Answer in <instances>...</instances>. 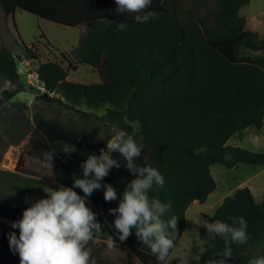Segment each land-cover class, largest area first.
<instances>
[{
	"label": "trees",
	"instance_id": "16d2710c",
	"mask_svg": "<svg viewBox=\"0 0 264 264\" xmlns=\"http://www.w3.org/2000/svg\"><path fill=\"white\" fill-rule=\"evenodd\" d=\"M216 1L219 8L214 14V25L207 27L191 16L180 15L176 0H152L148 11L156 12L157 17L146 23H136L131 14L116 12L115 0H0L3 15L10 16L13 25L14 12L21 9L82 29L72 52L59 53L66 66L61 60L39 61L34 42L29 46L21 43L23 55L0 45V74L8 83L0 90V103L18 91L33 89L20 83L17 68L18 62L27 58L38 62L36 74L43 87L38 98L81 114H86L82 106H104L100 121L116 125L128 135L134 133L136 124L141 136L138 144L143 145L136 162L156 167L165 179L163 188L154 186L150 196L171 205L165 219H178L174 247L182 234L184 211L189 203L194 199L204 202L216 186L211 164L227 168L238 163L264 166V150L228 143L233 135L249 127L259 129L264 123V55L247 54H264V35L259 43L255 42L239 14L250 0ZM122 21L128 26L118 31L117 24ZM41 37L49 48L51 42L44 33ZM79 64L95 68L99 81L69 80L68 70ZM100 131L96 125L80 132L56 119L35 115L21 152L31 166L21 168L19 158L16 167L71 187L74 178H82L81 165L87 157L99 155L107 148L108 135L96 140ZM63 143L75 145L77 151L62 152ZM201 147L206 151L194 155V150ZM45 152L56 153L52 169L47 167ZM226 154L231 158L226 159ZM111 155L121 166L112 168L102 183L113 185L118 198L105 201L102 188L86 200L102 214L116 235V245L109 249L104 241L99 246L90 242L92 256L97 264H157L150 249L137 239L135 230L122 242L111 226L115 214L109 209L118 206L127 182L134 178L124 166V158L115 152ZM74 190L84 195L81 189ZM24 209L0 203V216L19 220ZM239 216L246 219L251 239L244 245H231L233 258H229V264H248L253 257L264 256V192L256 202L249 187L235 189L214 209L211 220L231 223L229 217ZM10 233L0 230V264H20L19 254L9 247ZM222 249L219 237L214 241L209 238L199 264H209L213 251Z\"/></svg>",
	"mask_w": 264,
	"mask_h": 264
},
{
	"label": "clouds",
	"instance_id": "9594fccd",
	"mask_svg": "<svg viewBox=\"0 0 264 264\" xmlns=\"http://www.w3.org/2000/svg\"><path fill=\"white\" fill-rule=\"evenodd\" d=\"M151 3L152 0H115V11L131 14L136 23H146L157 17L156 12L148 11ZM127 26L122 21L117 24V30L123 31ZM142 148L143 145L131 135L117 131L107 141V151L101 150L99 155L90 154L82 163V178H74L71 187L60 185L56 189H44L46 196L36 199L24 209L21 219L11 222L12 228L19 229V235L15 232L9 234V247L19 254L20 264H97L89 243L100 245L103 225L97 220V214L86 205V198L102 188L105 201L118 198L113 185L102 183L112 168L121 166V162L111 155L114 152L124 158V166L134 178L127 182L122 198L119 196L118 206L109 209V213L115 214L111 226L122 242L135 230L137 239L150 249L157 264H167L169 251L178 236V219L175 216L165 219L171 205L150 196L154 186L163 188L165 179L156 167L141 166L136 162ZM61 151L70 154L77 148L63 143ZM205 151L204 147L195 149L194 155ZM55 154H43L47 167L51 169ZM225 158L231 157L226 154ZM75 188L81 189L84 195H79ZM228 219L231 223L216 220L203 224L211 240L219 237L223 241L222 251H213L214 258L209 264H229V258H233L231 245H244L251 239L243 216ZM104 243L109 249L116 245L111 235ZM180 264H189L188 258H182ZM248 264H264V256L253 257Z\"/></svg>",
	"mask_w": 264,
	"mask_h": 264
},
{
	"label": "rangeland",
	"instance_id": "374dc122",
	"mask_svg": "<svg viewBox=\"0 0 264 264\" xmlns=\"http://www.w3.org/2000/svg\"><path fill=\"white\" fill-rule=\"evenodd\" d=\"M176 1L179 4V13L183 17L188 18V16H191L198 23H204L207 27L214 25V14L219 8L216 0ZM239 14L245 19V25L250 29L253 40L259 43L264 35V0H250L239 9ZM15 16L14 23L16 31L11 20V31L9 34L0 26L2 34H5V36L0 37V45L6 46L16 55H23L24 52L21 48V43L29 46L34 42L35 53L39 61H45L47 59L61 60L62 64L66 66V61L62 59L59 53L65 52L69 55L72 52L73 48L78 44L82 30L81 27H71L54 23L21 9L16 11ZM42 33L51 42L49 48L46 46L45 38L41 37ZM247 54L252 57L264 55L260 51L248 52ZM24 61L21 60L18 62L20 71L25 72L26 70V72L34 73L38 65L37 60H31L27 64H24ZM34 76H37V74L34 73ZM26 77L32 80L34 84L41 86L38 78H34L32 75ZM68 79L82 83H94L99 81V75L96 69L90 65L79 64L76 69L68 70ZM20 83L23 84L22 82ZM41 91H43L42 86L38 94ZM16 94V99L19 98L23 102H28V117L24 129L17 132V135L14 137L11 151L5 155L8 157H6L7 163L4 165L7 167L14 166L13 170L11 173H8L6 172L7 169H0V203L29 207L36 199L46 196L44 189L48 187L56 189L60 186L51 177L31 175L16 167L19 158L22 161L21 168L31 166L25 155L21 157V152L22 144L34 126L35 115H39L45 119H56L80 132L99 125L101 131L97 134L96 140H100L107 135L111 139L115 132L121 130L116 125H110L109 123H102L100 121L99 116L105 111L104 106H99L96 109H86L82 106L81 109L86 111V114H81L77 110L63 105L47 103L43 99L38 98V94L31 90L26 92L18 91ZM12 101L13 105L11 104L9 106L10 110L19 111L21 102L15 99H12ZM23 111L24 109L22 108L21 112ZM134 128L135 131L131 136L137 143H140L141 136L138 134V126L134 124ZM228 143L257 151L264 150V123L259 129L249 127L240 134L233 135L228 140ZM104 151H107V148ZM209 169L216 182V187L211 192L207 203L211 202L212 198L218 197L221 199L225 194L227 195V193L229 194L235 189L244 186L251 189L255 200L259 201L261 199V193L264 191V166L238 163L232 168H227L218 163H213ZM213 204L216 206L217 202H212L210 206ZM86 205L97 214V220L103 225L102 232L106 231L111 235L109 226L102 214L96 211L88 202ZM205 211L209 215L210 209ZM201 215L200 213L199 215L191 212L187 213L186 229L170 253L168 258L170 264H180L181 259L184 257L188 258L189 264H199V256L203 251L204 243L209 239L207 229L203 225L208 223V221L203 219ZM0 226L19 232L18 228L11 227V223L8 225L0 223ZM112 236L114 237L116 235Z\"/></svg>",
	"mask_w": 264,
	"mask_h": 264
},
{
	"label": "crops",
	"instance_id": "0c3cea01",
	"mask_svg": "<svg viewBox=\"0 0 264 264\" xmlns=\"http://www.w3.org/2000/svg\"><path fill=\"white\" fill-rule=\"evenodd\" d=\"M16 11H18V9L15 10L14 12V18L16 17L15 14H16ZM43 19V18H41ZM10 20L12 21V18L10 16H4L3 15V12L0 8V26H2L6 31L7 33L9 34L10 31H11V24H10ZM14 30L16 31V26H15V23H14ZM5 36V34L3 35L2 34V31H1V28H0V37H3ZM20 37V36H19ZM22 60H25L23 63L24 64H27L29 63V59L27 58H24ZM23 66V65H22ZM17 68H18V64H17ZM18 72L20 74V80H22L21 82L23 83V85L27 86V85H30L33 87V89H31V91H34L38 94V92L40 91V88L41 86L39 84H34V82H32V80H29L28 75H32L34 78H37V76H34V73H36V71H34V73H29V72H21L20 71V68H18ZM27 74V75H26ZM67 78H68V75H67ZM30 81V82H29ZM39 81V80H38ZM28 82V83H27ZM40 82V81H39ZM41 84V83H40ZM8 86V83H4L3 82V79L1 77V74H0V90L3 88V87H6ZM36 87V88H35ZM22 92H26V91H29V90H21ZM16 95L15 94L11 99L9 100H5V101H2L0 103V169H7L6 172L8 173H11V171L13 170L14 166L12 167H7L5 166L4 164L7 163V158L8 156H5L8 152L11 151V148L13 146V139L14 137L17 135V132H20L21 130L24 129V127L26 126V123H27V113H28V102H23L22 100H20L19 98L16 99ZM12 99H15L16 101H19L21 102L20 104V107L19 108V111L16 110V111H13V110H10L9 106H11V104L13 105V101ZM24 109L23 112H21V109ZM264 120V119H263ZM28 138V137H27ZM27 140V139H26ZM25 140V142H26ZM25 142L22 144V148L25 144ZM252 150V149H251ZM16 159V158H15ZM14 159V160H15ZM18 162V161H17ZM17 165V163H16ZM58 184V183H57ZM60 185V184H58ZM216 187V186H215ZM215 189V188H214ZM250 189V188H249ZM251 190V189H250ZM214 191V190H213ZM264 192V191H263ZM211 193H209L205 199L204 202H199L198 200L194 199L192 200L189 205L187 206V208L185 209L184 211V228H183V231H185L186 229V221H187V213L188 212H191V213H195V214H202L201 216L203 217V219L207 220L208 222H213L211 220V216L214 212V209L222 202L223 198L226 196V194L224 195V197H222L221 199H219L218 197H215V198H212L211 202L207 203V200L209 199V196H210ZM228 194V193H227ZM262 195L263 193H261V199H262ZM260 199V200H261ZM255 200V199H254ZM259 200V201H260ZM217 202V205L215 206L214 204L212 206H210L212 204V202ZM256 202H259L257 200H255ZM86 203H87V200H86ZM11 205V204H10ZM16 206V205H14ZM22 208H27V206H22ZM207 209H210V213L209 215L206 213L205 210ZM98 211V210H96ZM99 212V211H98ZM100 213V212H99ZM15 219H11V218H7V217H2L0 216V223L4 224V225H8L11 223V221H13ZM0 230H5V231H9V232H15L17 234H19V232H16V231H12V230H8L7 228H3L0 226ZM109 230V229H108ZM182 231V233H183ZM111 232V231H110ZM108 233L105 231L103 232L99 239L101 241H105L108 237ZM112 232H111V236H112ZM182 235V234H181ZM181 235L179 237V239L181 238ZM113 237V236H112ZM114 238V237H113ZM178 239V241H179ZM177 241V242H178ZM208 241V240H207ZM206 241V242H207ZM205 242V243H206ZM204 243V244H205ZM177 245V243H176ZM175 245V246H176ZM175 248V247H174ZM173 248V249H174ZM170 256V254H169ZM168 256V258H169ZM168 258H167V261H168Z\"/></svg>",
	"mask_w": 264,
	"mask_h": 264
}]
</instances>
